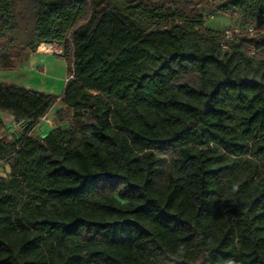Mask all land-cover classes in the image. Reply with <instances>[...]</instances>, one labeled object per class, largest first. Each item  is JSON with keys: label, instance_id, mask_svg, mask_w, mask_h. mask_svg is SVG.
Instances as JSON below:
<instances>
[{"label": "trees", "instance_id": "16d2710c", "mask_svg": "<svg viewBox=\"0 0 264 264\" xmlns=\"http://www.w3.org/2000/svg\"><path fill=\"white\" fill-rule=\"evenodd\" d=\"M214 8L246 20L234 39L194 0H0V70L46 38L76 59L60 95L0 81L27 120L0 134V264H264V0ZM188 70L196 86L169 85ZM58 100L71 124L32 139Z\"/></svg>", "mask_w": 264, "mask_h": 264}, {"label": "rangeland", "instance_id": "374dc122", "mask_svg": "<svg viewBox=\"0 0 264 264\" xmlns=\"http://www.w3.org/2000/svg\"><path fill=\"white\" fill-rule=\"evenodd\" d=\"M178 1V0H177ZM198 3V8L200 13L202 14L205 22V26L212 28L216 31L224 32L225 30L232 29H240V26L243 22H246L241 16V14L235 11H229L227 13H223L220 11H216L214 8L215 3L219 2V0H194ZM149 42L155 41V35H149L146 37ZM45 40H49L51 42H44L45 45L52 49L51 52L55 54H47L55 59L65 60L66 67L63 73L62 69H57L53 75L46 74H34L29 73L27 67H21L20 69L13 70H0V81L12 82L14 84L22 85V84H30L33 87H42L45 90H39L46 93L60 95L65 83L76 77V59L72 57L70 46L66 42V40H55L54 38H46ZM41 44V43H40ZM40 44L36 45L34 51L39 50L42 53L45 51L40 50ZM56 49H59V53L55 52ZM46 55V54H45ZM63 58H62V57ZM67 59H70L71 64V75L67 74ZM39 80V83L37 82ZM187 82L190 85L196 86L198 83L197 73L188 70L186 72H181L177 74L172 81L170 82V86L176 87L181 83ZM44 86L43 87V84ZM80 83V81H77ZM107 82H103L102 85L107 87ZM37 90V89H35ZM73 110L70 106L66 105L61 100L56 101L53 105H51L47 111L40 116L38 119L34 121L33 126L30 128L27 135H29L32 139L39 141L41 138L45 137L49 131L55 128H66L71 124ZM11 116V117H10ZM91 118L89 117V120ZM17 123V124H16ZM27 125V120L16 122L14 121L13 114L8 111H4L0 108V134L6 139H13L15 134H18L21 129H23ZM68 142L72 145L76 144L80 137L81 133L76 132L72 136H67ZM157 155L161 157V162L158 164V173L159 177L162 181H167V176L170 171H179V167L175 162V158L177 157V152L173 147H167L162 150L155 151ZM10 171L9 163L7 160H0V176L6 177Z\"/></svg>", "mask_w": 264, "mask_h": 264}, {"label": "crops", "instance_id": "0c3cea01", "mask_svg": "<svg viewBox=\"0 0 264 264\" xmlns=\"http://www.w3.org/2000/svg\"><path fill=\"white\" fill-rule=\"evenodd\" d=\"M47 54H55V53L53 52L42 53L39 50H37L36 52H27L17 61L15 69L16 68L20 69L21 67H27L29 73H34L38 75H40L41 73L46 75L48 74L53 75V73H55V71H57V69L60 68L63 70V73L66 74V72H64V69L66 67V63H65L66 61L63 60L64 58L61 56L63 58L62 60L55 59L52 56L49 57V55ZM37 82L39 83L38 79ZM7 83L14 84L12 82H7ZM42 85L43 87H45L44 83ZM19 86H23L31 89H37V90H45L42 87H33L32 85L30 86V84H22Z\"/></svg>", "mask_w": 264, "mask_h": 264}, {"label": "built area", "instance_id": "2783aa9c", "mask_svg": "<svg viewBox=\"0 0 264 264\" xmlns=\"http://www.w3.org/2000/svg\"><path fill=\"white\" fill-rule=\"evenodd\" d=\"M254 27L253 26H249L247 28V32L248 34H252L254 32ZM259 31H264V22L262 24H260V26L258 27ZM239 28L237 29H232V30H225L224 32H222V34H231L233 36V39L239 34ZM55 52L59 53V49H57ZM17 124V123H16Z\"/></svg>", "mask_w": 264, "mask_h": 264}, {"label": "bare ground", "instance_id": "6f19581e", "mask_svg": "<svg viewBox=\"0 0 264 264\" xmlns=\"http://www.w3.org/2000/svg\"><path fill=\"white\" fill-rule=\"evenodd\" d=\"M224 36L227 38V39H233V36L231 34H224ZM40 49L42 51H45V52H51L52 49L50 47H48L47 45H45V43L43 42V44L40 45ZM57 50V49H56Z\"/></svg>", "mask_w": 264, "mask_h": 264}, {"label": "water", "instance_id": "95a60500", "mask_svg": "<svg viewBox=\"0 0 264 264\" xmlns=\"http://www.w3.org/2000/svg\"><path fill=\"white\" fill-rule=\"evenodd\" d=\"M68 139H66V141H67ZM46 148V147H45Z\"/></svg>", "mask_w": 264, "mask_h": 264}]
</instances>
